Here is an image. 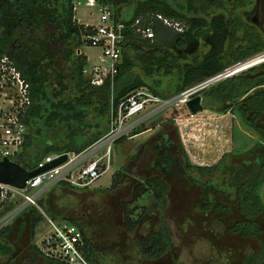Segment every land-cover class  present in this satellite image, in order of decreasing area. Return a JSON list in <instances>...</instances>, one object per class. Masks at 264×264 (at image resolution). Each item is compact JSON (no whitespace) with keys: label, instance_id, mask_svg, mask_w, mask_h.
<instances>
[{"label":"trees","instance_id":"obj_1","mask_svg":"<svg viewBox=\"0 0 264 264\" xmlns=\"http://www.w3.org/2000/svg\"><path fill=\"white\" fill-rule=\"evenodd\" d=\"M74 1L0 0V54L9 55L31 84L32 104L25 115L28 134L19 158L29 169L49 153L80 151L95 141L109 128L112 106L133 89L145 85L170 96L264 50V33L245 19L254 12L255 0H97L108 5L115 21L125 22L128 28L113 85L97 83L84 73L88 59L83 46L91 45L86 36L94 26L78 21ZM159 14L187 27L176 30ZM137 19L150 25L153 37H144L130 27ZM164 74L177 77L169 94L158 89L159 76ZM202 94L206 107L237 114L259 139L245 151L224 152L216 163L200 165L191 160L180 139L164 134L155 143L151 174L135 187L134 195L140 198L151 190L162 199L167 179L181 176L187 181L184 189L199 186L201 198L190 201L201 205V212L211 211L219 220L226 218L229 231L242 237L262 236L264 61L209 85ZM208 174L218 177L204 178ZM115 185L112 181L110 186ZM59 187L78 188L62 182L44 193L39 205L50 217L77 224L87 242L88 258L93 264H102L95 257L86 221L70 214L53 198ZM13 207L12 202L6 204L0 216ZM42 220L45 215L38 206L30 204L22 209L0 228V254H14L15 243L29 231L28 258L39 254L51 264H66L46 256L34 243L36 227ZM131 224L136 226L132 220ZM172 244L169 228L163 225L138 246L146 257L159 258ZM173 260L180 264L174 255ZM244 264H264V240L244 258Z\"/></svg>","mask_w":264,"mask_h":264},{"label":"rangeland","instance_id":"obj_2","mask_svg":"<svg viewBox=\"0 0 264 264\" xmlns=\"http://www.w3.org/2000/svg\"><path fill=\"white\" fill-rule=\"evenodd\" d=\"M76 17L99 23L100 9L81 4ZM83 49L89 55V63L98 60L100 47L84 45ZM257 61H264V57ZM159 77V91L171 93L177 83L176 75ZM164 134L181 140L191 160L200 165L216 163L225 151H245L259 139L257 132L230 111L205 107L192 112L184 103L173 104L147 122L143 131L116 143L112 166L96 182L87 188L59 187L53 198L70 214L86 221L95 257L102 264H174L173 255L180 264H244V258L261 246L264 232L259 237L245 238L229 231L226 218L219 220L211 211L201 212L203 207L190 201L201 198L199 186L184 189L187 181L173 176L166 178L164 198L158 199L151 190L135 197V187L151 174L155 143ZM217 177L208 174L204 178ZM112 181L116 183L113 187ZM262 195L264 198V185ZM163 225L169 228L173 244L159 258L146 257L138 244L154 231L162 230ZM47 232L48 223L42 220L36 227L34 243L40 247ZM30 246L26 231L15 243L13 256L0 254V264H51L39 254L35 259L28 258Z\"/></svg>","mask_w":264,"mask_h":264},{"label":"built area","instance_id":"obj_3","mask_svg":"<svg viewBox=\"0 0 264 264\" xmlns=\"http://www.w3.org/2000/svg\"><path fill=\"white\" fill-rule=\"evenodd\" d=\"M81 4L98 6L100 9V22L91 24L94 26L93 32L86 38L92 46L100 47L101 53L97 61L85 65L84 73L97 83L110 82L113 85L127 37V25L121 20L115 21L113 11L108 5L100 4L97 0H75V11ZM158 16L166 24L177 30L181 29V26L178 27L179 21H173L161 14ZM130 27L144 37L154 36L150 25H143L140 19L135 20ZM262 57L264 50L170 96L156 93L145 85L133 89L117 105L112 106L108 130L88 146L80 151L45 155L35 167L43 166L62 154H66L67 158L60 164L30 177L23 187L0 181V209L6 204L14 203L12 209L0 216V228L26 206L34 204L42 210L49 226V232L44 235L40 245L42 252L66 264H93L85 251L87 242L81 228L69 220L50 217L39 205L43 194L62 182L77 187L90 186L112 166L115 145L120 139L143 131L147 122L168 106L184 103L188 107L187 102L194 92L259 63L257 60ZM31 104L30 82L9 55L0 54V159L9 157L19 161L28 134L25 115Z\"/></svg>","mask_w":264,"mask_h":264},{"label":"water","instance_id":"obj_4","mask_svg":"<svg viewBox=\"0 0 264 264\" xmlns=\"http://www.w3.org/2000/svg\"><path fill=\"white\" fill-rule=\"evenodd\" d=\"M204 89L205 87L194 92L188 100L187 105L192 112H197L206 107L202 94ZM66 158L67 155L62 154L50 162L45 163L43 166L29 169L22 165L19 161L12 160L9 157H4L3 159H0V181L7 182L18 187H23L26 185V182L30 177L60 164L66 160Z\"/></svg>","mask_w":264,"mask_h":264},{"label":"flooded vegetation","instance_id":"obj_5","mask_svg":"<svg viewBox=\"0 0 264 264\" xmlns=\"http://www.w3.org/2000/svg\"><path fill=\"white\" fill-rule=\"evenodd\" d=\"M255 10L250 15L245 17L246 20H249L252 24H254L261 32L264 33V18L261 19L260 15L264 16V0H255ZM182 23V21H179ZM181 29L179 31H183L187 26L183 23ZM201 46V43H198V47Z\"/></svg>","mask_w":264,"mask_h":264},{"label":"crops","instance_id":"obj_6","mask_svg":"<svg viewBox=\"0 0 264 264\" xmlns=\"http://www.w3.org/2000/svg\"><path fill=\"white\" fill-rule=\"evenodd\" d=\"M77 19H78V21H80V19L78 18V17H76ZM81 23H84V24H97V22H87V21H85V22H83V21H80ZM84 52H85V54L87 55V59H88V62H89V55H88V53L84 50ZM225 152H227V151H225ZM224 153V152H223ZM222 153V154H223ZM222 155H219L218 156V158L217 159H219L220 157H221Z\"/></svg>","mask_w":264,"mask_h":264}]
</instances>
